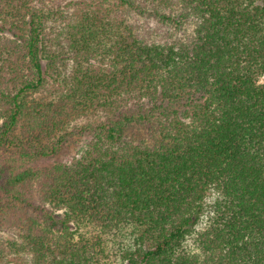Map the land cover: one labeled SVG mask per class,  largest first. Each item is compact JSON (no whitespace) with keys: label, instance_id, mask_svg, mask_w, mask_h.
<instances>
[{"label":"trees","instance_id":"16d2710c","mask_svg":"<svg viewBox=\"0 0 264 264\" xmlns=\"http://www.w3.org/2000/svg\"><path fill=\"white\" fill-rule=\"evenodd\" d=\"M260 76L264 0H0V264H264Z\"/></svg>","mask_w":264,"mask_h":264},{"label":"rangeland","instance_id":"374dc122","mask_svg":"<svg viewBox=\"0 0 264 264\" xmlns=\"http://www.w3.org/2000/svg\"><path fill=\"white\" fill-rule=\"evenodd\" d=\"M258 84H264V76H260V77L258 78ZM76 146H77V145H76ZM76 146L73 145V148H70V149H68V150H65V151L63 152V155H64L65 157H67V156H68V157L71 156L72 152L75 151ZM74 148H75V149H74Z\"/></svg>","mask_w":264,"mask_h":264}]
</instances>
